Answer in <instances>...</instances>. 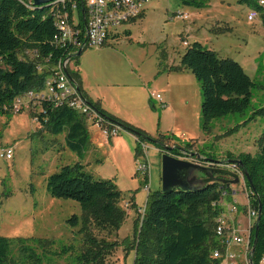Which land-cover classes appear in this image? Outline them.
Segmentation results:
<instances>
[{
    "label": "rangeland",
    "instance_id": "1",
    "mask_svg": "<svg viewBox=\"0 0 264 264\" xmlns=\"http://www.w3.org/2000/svg\"><path fill=\"white\" fill-rule=\"evenodd\" d=\"M184 1L188 0H152L142 20L119 28L118 36L109 39L104 46L85 49L73 58L70 70L72 74L80 73L88 90H125V85L136 83L134 74L142 73L150 78L143 85L148 98L140 95L147 109L142 116L135 117L140 119L144 132L157 142L163 139V145L181 149L183 154H199L201 158L224 163L211 168L231 170L225 163L229 156H256L260 144L264 143V117L256 114L264 108L263 14L250 23L248 15L254 9L252 4L240 0H195L197 4L192 5ZM181 13L190 18H176ZM196 42L221 59L239 63L256 85L244 114L216 119L208 132L203 129L201 84L190 71L173 75L177 85L171 87L170 94L161 93L165 101L170 95L175 103L171 111L165 112L169 108H161L150 96L152 90L167 89V77L156 81L163 74V68L157 73V62L163 67L171 61L181 65L183 55ZM86 124L98 151L90 145L81 160L67 147L66 134L54 135L44 129L35 120L32 110L0 114V153L9 148L14 152L11 161L0 157V237L30 242L49 240L55 242V250L75 246L76 252L56 259L57 264L74 262L75 256L84 250L83 237L80 227H71L68 220L74 215L80 218L83 211L74 200L52 197L47 190V179L63 167L81 162L95 179L113 182L123 194L120 207L126 211L127 220L122 228L110 234L95 232L99 239L105 237L118 244L108 256L107 264H133L135 252L127 248L134 240L135 221L143 218L142 210L149 195L162 190V148L151 141L143 143L148 147L150 163V173L145 180L138 173V164L144 160L138 153L139 142L134 135L122 132L113 137L112 144H106L96 139L103 135L102 131L89 121ZM195 159L198 161L197 157ZM199 177L207 178L201 173ZM239 180V184L230 186L231 194L224 204L236 205L238 210L231 216L236 218L239 233L247 241L249 197L245 184ZM133 199L142 210L132 206ZM227 211L224 213L228 214ZM225 218L233 222L229 216ZM233 251L243 264L244 249L235 247Z\"/></svg>",
    "mask_w": 264,
    "mask_h": 264
},
{
    "label": "trees",
    "instance_id": "2",
    "mask_svg": "<svg viewBox=\"0 0 264 264\" xmlns=\"http://www.w3.org/2000/svg\"><path fill=\"white\" fill-rule=\"evenodd\" d=\"M252 1L240 0L252 4L264 19V7ZM184 2L197 4L195 0ZM143 18L141 16L140 20ZM126 33L131 36L130 32ZM57 35L50 5L36 7L31 0H0V114L14 113L17 99L44 86L47 75L37 71V63L50 56L52 61L62 57L63 53L53 44ZM36 53L37 57L32 58L31 55ZM180 69L190 71L201 84V113L205 131L211 129L216 119L230 114H244L248 110L256 85L239 63L221 59L215 52L196 42L183 55L181 66L171 70ZM71 75L82 91L79 72ZM94 108L105 121L137 138L138 153H142L140 143L153 141L158 145L163 144V139H159L158 142L162 143H158L144 131L106 113L99 105L94 104ZM33 111L44 129L54 135L65 133L67 147L82 160L90 145L86 119L72 109H54L48 103L41 105L40 113L37 107ZM256 114L264 117V108L256 111ZM178 151L174 149L172 153L180 154ZM229 160L243 163L254 188L252 190L246 181L249 207L258 216L261 208L260 220H256L251 228V246L256 228L258 231L256 251L250 259L253 264H262L264 143L260 144L256 156L241 154L238 157L229 156ZM47 190L52 197L78 202L83 211L80 218L74 215L68 220L71 227H80L84 247L71 264H107L108 256L118 244L109 242L105 237L99 239L95 232L110 234L122 228L127 220L126 211L120 207L124 200L122 192L111 181L95 179L81 162L65 166L49 176ZM229 190L225 185L210 183L194 190L177 189L168 193L160 190L150 194L143 218L135 221L134 240L127 248L135 252L133 264H223L212 253L217 247L215 230L217 220L223 214L221 204L225 195H230ZM134 201L130 202L137 208ZM54 246L55 242L49 240L30 242L0 237V264H57L56 259L76 252L75 246H63L56 250Z\"/></svg>",
    "mask_w": 264,
    "mask_h": 264
},
{
    "label": "built area",
    "instance_id": "3",
    "mask_svg": "<svg viewBox=\"0 0 264 264\" xmlns=\"http://www.w3.org/2000/svg\"><path fill=\"white\" fill-rule=\"evenodd\" d=\"M259 6L264 7V0H253ZM152 0H56L52 4L51 13L55 18V25L58 29V35L55 36L53 44L63 53L58 60L52 61L50 56L42 62L37 63V71L46 73L44 86L39 90H32L22 95L14 104V113H20L26 109L33 111L37 107V112L43 103H48L54 109L69 108L83 116L86 121L91 122L100 128L103 135L111 140L124 132L119 126L114 125L97 112L92 104L87 100L85 95L77 89L68 78L66 71L71 74L73 58L77 53L88 47H102L112 36L118 34V29L122 26L140 20L144 15L146 7ZM261 13L252 9L248 15V21L254 23ZM176 18L188 20V14H178ZM31 55L32 58L37 57ZM150 96L158 102V106L166 108L167 104L163 97L152 90ZM34 112V111H33ZM40 113V112H39ZM38 122V117L35 115ZM138 141V140H137ZM141 157L144 162L138 164V173L147 180L150 173V163L148 160V147L140 143ZM13 149H5L0 153V157L8 161L13 159ZM181 159L192 160L204 166L214 167L213 163H204L203 158L181 157ZM234 173L243 181L248 193L246 179L243 172L237 165L229 166ZM230 215L237 212L236 205L227 207ZM146 205L142 210L145 213ZM249 217V229L247 241L241 236L237 223H232L225 215H221L217 220L215 230L217 247L213 250V257L222 260L223 264H241L238 261V254L233 251L235 247H242L243 264H251V244L250 234L253 223L257 220L258 214L249 206L247 209ZM264 264V260L262 262Z\"/></svg>",
    "mask_w": 264,
    "mask_h": 264
},
{
    "label": "crops",
    "instance_id": "4",
    "mask_svg": "<svg viewBox=\"0 0 264 264\" xmlns=\"http://www.w3.org/2000/svg\"><path fill=\"white\" fill-rule=\"evenodd\" d=\"M147 8L148 7H146V10H147ZM145 13H146V11H145ZM145 13L143 16H145ZM157 66H158V70H156L157 73L159 74L160 70L163 68L161 70V73H163V74H162V76H160V78L156 79V81H160L161 79H164V78H161L164 76V77H167V82H168L167 89H164L163 92L155 90L160 95H161V93H165L166 91L168 94H170L171 93V87H174L173 86L174 84L177 85V82L173 79V75L178 74V72L181 74L188 72V70H184V69H180L178 71L171 70L172 68H179L181 66V65H176V63L173 61H171V63L169 65L166 64L165 67H163L161 65V62H157ZM79 75H80V73H79ZM130 75L133 76L132 74H130ZM131 76H129L130 82L132 80ZM133 77L136 78V80H137L136 83L133 84L131 82V83H129V85H125L124 86L125 90H88L87 89L88 86L84 85V81H83V78L81 76L80 77L81 78V84H82V91L81 92L85 95L87 100L93 106H94V104L99 105V107L102 110H104L106 113L110 114L111 116H113V117H115V118H117V119H119V120H121L127 124H130L131 126H133L135 128H138V129L144 131V127L138 121L140 119H136L135 116L137 114H141V116H142V113L147 109V106H145V102L143 101L142 98H140V95L144 96L146 99L148 98V93H147L148 91L145 89V87L143 88V85L145 84V82L150 80V78L144 76L142 73L134 74ZM165 102L167 104V107L169 108V110L165 111V112L171 111L172 108L175 106V103L173 102L170 95L167 97V101H165ZM88 130L90 133L91 148L92 149L94 148V151L97 152L98 147L92 141V134L90 132L91 129L88 128ZM99 132H100V130H99ZM96 139L101 141L102 143H106V144L107 143L112 144L114 141L113 138L111 140H108L104 135H102V136L98 135ZM103 140H104V142H103ZM90 145H89V147H90ZM85 154H86V152H85ZM83 158H84V156H83ZM82 165L85 166L84 164H82ZM230 190H231V188H230ZM233 194H236V192H233ZM225 196L227 197L228 195H225ZM223 202H225V200ZM135 203L137 204L136 199H135ZM230 204H231L230 202L227 203L226 205L223 203V204H221V207H222V209L227 211V209H228L227 207H229ZM224 205H225V207H224ZM137 207H138L137 209H141V206L138 204H137ZM224 210H223V214L225 215V217L229 216L230 219H232V221H233L232 223H237L236 218H233V216H231L230 213H228V211H227L228 214H225Z\"/></svg>",
    "mask_w": 264,
    "mask_h": 264
},
{
    "label": "water",
    "instance_id": "5",
    "mask_svg": "<svg viewBox=\"0 0 264 264\" xmlns=\"http://www.w3.org/2000/svg\"><path fill=\"white\" fill-rule=\"evenodd\" d=\"M31 1L33 2V5L37 7V6L50 5L56 0H31ZM83 51L84 50L81 49L75 57L80 56ZM66 73L69 80L74 85H76L77 89L81 92L79 85L72 77V75L69 73V71H66ZM159 146L162 148L160 152L162 154V192L163 193H168L177 189H180L181 191L194 190L197 188L207 186L210 183H218L221 185H225L227 188L230 189L231 185L234 184L237 185L240 183L239 176L236 173L232 172L231 170L206 167L201 164L199 165L192 160L181 159V157L201 158V155L199 154H188V152L185 151H184L185 153L183 154L181 153L182 150L179 148H173L169 145H163V144H159ZM174 149H178L180 154L177 155L173 154L172 151ZM201 161L204 163L209 162L217 165L224 164L223 162H218V161H214L213 159H207V158H203ZM225 163H227L228 166L237 165L238 167H240L243 170L242 172L245 176L246 181L249 183L250 188L254 190L248 172L244 168V165L240 160H228ZM200 173L204 174L207 178L201 179L199 177ZM219 175L229 176L232 178V180L226 179L225 177L224 178L218 177ZM260 217H261V208L259 211V216L257 218L258 222L260 220ZM257 231L258 228H256L254 243L253 246H251V256L256 251ZM250 263L253 264L251 259H250Z\"/></svg>",
    "mask_w": 264,
    "mask_h": 264
},
{
    "label": "flooded vegetation",
    "instance_id": "6",
    "mask_svg": "<svg viewBox=\"0 0 264 264\" xmlns=\"http://www.w3.org/2000/svg\"><path fill=\"white\" fill-rule=\"evenodd\" d=\"M188 154H191V153H188ZM218 177L224 178V176H222V175H219ZM225 178H226V177H225Z\"/></svg>",
    "mask_w": 264,
    "mask_h": 264
}]
</instances>
